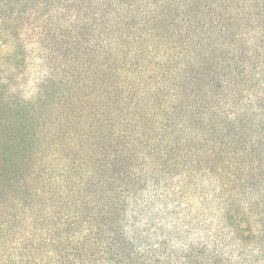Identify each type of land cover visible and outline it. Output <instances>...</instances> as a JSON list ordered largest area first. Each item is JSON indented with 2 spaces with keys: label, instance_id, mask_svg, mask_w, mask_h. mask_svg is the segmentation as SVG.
<instances>
[{
  "label": "trees",
  "instance_id": "16d2710c",
  "mask_svg": "<svg viewBox=\"0 0 264 264\" xmlns=\"http://www.w3.org/2000/svg\"><path fill=\"white\" fill-rule=\"evenodd\" d=\"M29 35L78 105L14 128L0 72V264H264V0H0Z\"/></svg>",
  "mask_w": 264,
  "mask_h": 264
},
{
  "label": "rangeland",
  "instance_id": "374dc122",
  "mask_svg": "<svg viewBox=\"0 0 264 264\" xmlns=\"http://www.w3.org/2000/svg\"><path fill=\"white\" fill-rule=\"evenodd\" d=\"M31 36L22 37L26 46L25 50L20 48L17 39H15L17 41H15V45L0 40V72L13 77L11 81L2 80L3 92L7 88L19 100L26 103L31 102L27 108L20 107L17 103L10 104L6 106L8 109L3 114L14 118V121H12L14 128L18 126L17 122H19L21 124L19 130L23 131L24 127L26 131L32 133L34 128L38 127L37 122H40L45 128H51L56 121L62 124L71 110L78 104L74 103L75 93L72 92L69 87L70 83H68L70 79V62H64L62 57L58 58L50 48L43 49V46L37 43L29 44L28 40ZM21 50L24 51V55L20 53ZM9 56L13 58L12 61L17 60L13 63H19L16 67H13V63L8 64L5 61ZM9 67H12V70H7ZM251 74V76L254 75V69ZM250 84L253 85L255 82ZM42 90H46V95L37 101V97ZM36 109H39L40 112ZM81 127L80 124H77L73 125L71 129H83ZM62 132L65 134V129ZM54 152L53 147L41 146L40 158L43 157L42 154H47L50 160L54 162ZM58 152L62 154L63 151L59 148ZM55 162H61V157H58ZM8 197L6 196L7 199H9Z\"/></svg>",
  "mask_w": 264,
  "mask_h": 264
}]
</instances>
